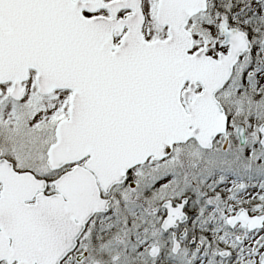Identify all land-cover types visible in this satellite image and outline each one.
<instances>
[{
  "label": "snow or ice",
  "instance_id": "snow-or-ice-1",
  "mask_svg": "<svg viewBox=\"0 0 264 264\" xmlns=\"http://www.w3.org/2000/svg\"><path fill=\"white\" fill-rule=\"evenodd\" d=\"M0 264H264V0H0Z\"/></svg>",
  "mask_w": 264,
  "mask_h": 264
}]
</instances>
